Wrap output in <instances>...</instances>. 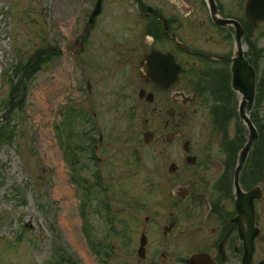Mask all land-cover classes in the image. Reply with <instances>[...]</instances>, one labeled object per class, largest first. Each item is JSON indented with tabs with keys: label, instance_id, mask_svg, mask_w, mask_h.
I'll use <instances>...</instances> for the list:
<instances>
[{
	"label": "rangeland",
	"instance_id": "rangeland-1",
	"mask_svg": "<svg viewBox=\"0 0 264 264\" xmlns=\"http://www.w3.org/2000/svg\"><path fill=\"white\" fill-rule=\"evenodd\" d=\"M246 1L217 0L223 12L241 21L247 20ZM103 2L111 6L105 4L106 11L116 10L117 14L108 11L98 16L96 27L87 35L86 21L97 0H0V264H98L85 237L99 240L108 234L105 219L92 207H99L98 199L92 198L97 187L89 184L96 178L95 171H102L109 192L120 206H128L129 212L133 208L121 190L139 191L135 194L140 199L149 198L150 181L168 169L176 156L175 144L166 145L162 135L155 143L143 141V133L154 128L157 119L153 118L154 105L139 100L138 74L132 76L129 64L119 66L121 73H112L117 65L113 59L118 51H124L121 42L143 40L139 23L126 31L130 19L126 16L135 14V4L129 0ZM75 42L79 45L69 49ZM100 42L111 46L105 50L109 67L100 69L93 60V69L87 73L91 66L86 56L77 66L72 55L81 45L86 52L94 51L93 44ZM251 43L258 55L260 83L261 77L264 79V23L244 40V49ZM40 51L43 59L50 56L49 60L43 61L22 93L15 96L17 78L13 80L12 68L26 65L36 54L39 57ZM100 59L103 65L108 64ZM88 80L93 84L91 92ZM258 101L257 124L262 121L264 125V92ZM238 122L233 119L232 126L241 130ZM85 130L96 138L103 135L102 160L97 165L88 147L79 149L76 165L83 180L74 188L69 156L72 146L87 144ZM257 147L262 156L264 144L259 142ZM262 160L257 159L260 165ZM261 184L264 187V179ZM81 200L89 206L83 213L79 212ZM257 206L262 233L256 241L253 264L264 261V199ZM131 227L127 228L129 236ZM127 236L122 237L119 230L106 238L118 250L108 264H136ZM94 252L104 264L103 248L95 245Z\"/></svg>",
	"mask_w": 264,
	"mask_h": 264
},
{
	"label": "flooded vegetation",
	"instance_id": "flooded-vegetation-1",
	"mask_svg": "<svg viewBox=\"0 0 264 264\" xmlns=\"http://www.w3.org/2000/svg\"><path fill=\"white\" fill-rule=\"evenodd\" d=\"M129 1L137 11L132 17L126 16L130 17L126 31L139 23L138 33L143 40L121 42L124 51H116L117 57L113 60L117 65L112 73H121L119 66L129 64L132 76L138 74L139 100L145 99L154 105L153 118L157 119L154 128L149 129L153 132L151 143L159 141L162 135L166 145L175 144L176 156L168 169L150 181L149 198L145 195L140 199L135 194L139 191L121 190L123 199L130 201L133 210L128 212V206H120L111 192L106 194L107 201L103 203L106 206L99 207L108 225V238L119 230L125 238L130 234L127 228L132 226L128 243L132 247L129 252L137 257L136 264H237L238 260L241 263L244 242L236 220L238 182L244 191L254 185L253 179L248 178L251 166H243L239 176L236 165L233 167L243 144L231 118V101L238 96L231 84V65L237 56L231 41L235 25L218 24L208 5H202L203 0ZM105 4L111 8L103 2L99 16L108 11L117 14L116 10L106 11ZM217 5L216 17L236 18L223 12L219 2ZM98 21L97 16L90 31ZM93 45L94 51L82 49L91 63L87 73L93 69V60L98 61L100 69H107L109 65L105 57V50L111 47L107 46L109 43ZM157 50L173 54L180 66L177 82L167 89L148 78L143 70L146 56ZM100 57L108 64L103 65ZM103 143L100 134L94 145L98 154ZM97 160L101 162L102 156ZM257 167L264 175V161L262 168ZM92 207L96 209V205ZM256 209L260 236L259 207ZM97 246L103 248L104 264L118 254L115 243L110 240ZM253 262L254 258L250 264Z\"/></svg>",
	"mask_w": 264,
	"mask_h": 264
},
{
	"label": "water",
	"instance_id": "water-1",
	"mask_svg": "<svg viewBox=\"0 0 264 264\" xmlns=\"http://www.w3.org/2000/svg\"><path fill=\"white\" fill-rule=\"evenodd\" d=\"M102 0H99L94 16L100 12ZM210 8L213 12L215 21L219 24L227 22H234L237 27V41L239 45V55L234 59L232 66L233 79L232 86L241 96V116L243 120L247 121L251 128L250 140L247 147L241 152V162L245 160L248 151L254 139L257 137V131L253 126L251 120L245 113V108L251 110L255 101L257 73L249 61L245 58L241 46V37L244 34L243 27L236 20L221 19L216 17L217 6L215 0H210ZM247 15L256 23L264 21V0H249L247 4ZM171 54H164L161 51H155L147 57L148 73L151 77H155V81L162 87H168L171 83L176 81V75L179 71V66ZM151 100V99H150ZM145 142H150L153 139V132L148 131L144 134ZM241 168V166H240ZM240 170V169H238ZM238 174V172H237ZM263 192L260 186L254 187L248 192H244L238 185L237 194V222L241 238L244 242V255L242 264H250L253 259L255 251V238L259 233V227L256 225V211L255 200L261 199ZM261 264H264L262 262Z\"/></svg>",
	"mask_w": 264,
	"mask_h": 264
},
{
	"label": "trees",
	"instance_id": "trees-1",
	"mask_svg": "<svg viewBox=\"0 0 264 264\" xmlns=\"http://www.w3.org/2000/svg\"><path fill=\"white\" fill-rule=\"evenodd\" d=\"M263 82H264V81L261 80V82H260L261 84L259 83V89H261V87L263 86V85H262ZM262 89H264V86L262 87ZM258 97L260 98L261 95H259ZM259 125H260L261 127L263 126V125H261V124H259Z\"/></svg>",
	"mask_w": 264,
	"mask_h": 264
},
{
	"label": "bare ground",
	"instance_id": "bare-ground-1",
	"mask_svg": "<svg viewBox=\"0 0 264 264\" xmlns=\"http://www.w3.org/2000/svg\"><path fill=\"white\" fill-rule=\"evenodd\" d=\"M72 201H73V199H72Z\"/></svg>",
	"mask_w": 264,
	"mask_h": 264
}]
</instances>
